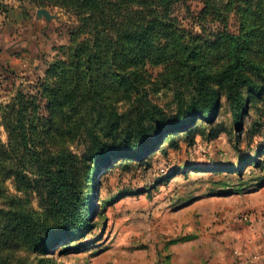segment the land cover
Returning <instances> with one entry per match:
<instances>
[{
    "label": "rangeland",
    "instance_id": "rangeland-1",
    "mask_svg": "<svg viewBox=\"0 0 264 264\" xmlns=\"http://www.w3.org/2000/svg\"><path fill=\"white\" fill-rule=\"evenodd\" d=\"M209 1L214 7L171 3L177 31L166 41L169 61L159 62L113 56L104 46L111 22L142 8L133 3L0 0V264H264V100L240 129L223 105L213 124L164 130L178 101L193 93L180 73V44L219 74L232 60L225 33L242 31L237 53L258 66L244 69L264 76V2ZM40 8L50 17L38 15ZM97 18L103 26L94 31ZM97 50L102 56L88 58ZM19 107L30 146L73 155L85 220L76 233L29 242L12 227L21 217L60 226L48 219V183L19 143ZM138 130L161 141L141 158L111 154L136 144Z\"/></svg>",
    "mask_w": 264,
    "mask_h": 264
},
{
    "label": "trees",
    "instance_id": "trees-1",
    "mask_svg": "<svg viewBox=\"0 0 264 264\" xmlns=\"http://www.w3.org/2000/svg\"><path fill=\"white\" fill-rule=\"evenodd\" d=\"M84 5H90L92 8H99L101 0H83ZM133 3L142 7L134 10L128 15L116 18L111 22L114 29L110 39H105V44L113 56H119L125 53L141 54L142 56L153 55L158 58L159 62H168L170 53L167 54L166 41L172 37L177 30L175 19L170 16L167 8L171 3L177 0H118ZM262 4L264 0H256ZM205 8L213 6L209 0H204ZM116 3V2H115ZM214 7V6H213ZM258 8V13H261ZM160 9L162 11L160 12ZM247 11H251L247 8ZM138 17L134 19V15ZM91 16L93 12L90 13ZM145 14V16H140ZM264 15V12L261 13ZM92 17H85L83 20ZM140 19V21H137ZM223 19L226 22L225 18ZM94 31H99V18L92 21ZM179 31V28H177ZM230 38L231 61L223 64L219 74H210L203 67L198 66L191 57L193 46L180 44L182 55L179 59V66L182 65L180 73L186 78L192 87V95L188 100L180 99L177 103V114L168 120L164 130H187L190 125L197 124L195 121L203 120L205 124H213L214 117L221 107L225 105L230 110L232 122L236 129H240L245 124L246 115L249 113L251 106L257 100H264V76L257 73L253 76L244 69L245 64L255 69L258 66L254 62H247L241 54H238L237 47L246 39V33L240 31L238 34L225 33ZM164 37V38H163ZM220 38L225 39L224 36ZM183 45V46H182ZM196 55V54H193ZM102 56V53L89 52L88 58ZM192 58V57H191ZM224 98V100H223ZM20 104V103H19ZM18 104V105H19ZM22 107L15 111L14 128L20 136V145L23 153L30 156L38 165L41 174L48 183L47 192H49V202L47 205L48 219H52L59 226L57 230H51L46 219L39 218L34 222H29L26 218L17 219V223L12 227L18 228L24 234L29 242H41L46 236L52 239H59L63 235H71L78 232L84 221L79 215V206L82 203L83 182L78 176L77 166L73 155L69 152H59L56 154L44 153L29 145L27 127L24 122V116L21 114ZM155 131H161V121L155 119ZM202 126V124L200 125ZM196 127V126H195ZM199 128V127H198ZM163 130V131H164ZM168 131V130H166ZM138 142L131 147L121 148L111 152L119 156L141 158L149 154L152 142L148 133L142 130L135 132ZM164 145V142H162ZM96 151L101 153V147H95ZM1 152V145H0ZM143 153V154H142ZM136 157V158H137ZM105 158V159H104ZM109 161V154L104 155L102 165ZM86 203V202H85ZM50 216V217H49ZM46 239V238H45ZM44 240V239H43Z\"/></svg>",
    "mask_w": 264,
    "mask_h": 264
},
{
    "label": "water",
    "instance_id": "water-1",
    "mask_svg": "<svg viewBox=\"0 0 264 264\" xmlns=\"http://www.w3.org/2000/svg\"><path fill=\"white\" fill-rule=\"evenodd\" d=\"M37 14H38V15H42V14H44L47 18L50 17V14H49L48 11H47L46 9H44V8H40V9H38V10H37Z\"/></svg>",
    "mask_w": 264,
    "mask_h": 264
}]
</instances>
